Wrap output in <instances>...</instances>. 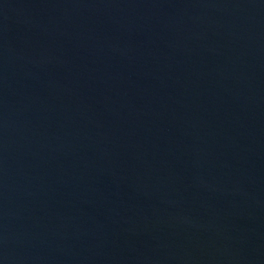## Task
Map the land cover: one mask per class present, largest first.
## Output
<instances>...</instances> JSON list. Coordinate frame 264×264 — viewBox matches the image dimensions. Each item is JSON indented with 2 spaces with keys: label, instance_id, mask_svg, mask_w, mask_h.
I'll return each instance as SVG.
<instances>
[{
  "label": "water",
  "instance_id": "obj_1",
  "mask_svg": "<svg viewBox=\"0 0 264 264\" xmlns=\"http://www.w3.org/2000/svg\"><path fill=\"white\" fill-rule=\"evenodd\" d=\"M0 264H264V0H0Z\"/></svg>",
  "mask_w": 264,
  "mask_h": 264
}]
</instances>
